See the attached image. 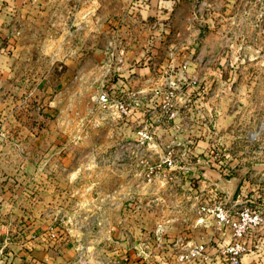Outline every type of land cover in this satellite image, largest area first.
<instances>
[{"label":"crops","instance_id":"1","mask_svg":"<svg viewBox=\"0 0 264 264\" xmlns=\"http://www.w3.org/2000/svg\"><path fill=\"white\" fill-rule=\"evenodd\" d=\"M4 1L0 5V29L3 33L11 34L14 33L10 31L15 14L13 12L18 11V6L21 4L16 3L17 0ZM167 2V0H148L138 4L141 6L140 10H144L148 17L155 15L156 12L160 14L159 30L153 32V35L149 34L145 39L150 44L151 52L143 57L142 62L137 63L139 57L132 54L127 56L126 52L120 51L119 62L112 65L110 63L112 56L109 58L108 53V55L105 52L97 53V68L92 70L102 71L103 75L108 71L113 73L117 71L114 78L106 79L102 83L105 89L121 91L118 93L128 91L134 97L143 96L140 102L137 99H130V106L136 110L132 111L130 118H118L115 121L118 127L114 130L112 138L114 144L118 145L98 149L99 154L111 158L112 161L109 164L111 168L107 167L108 170L104 168L106 164H103L102 172L106 174L92 176V173L86 172L91 168L84 162L39 163L35 160L32 162L31 156L43 153L44 148L40 146L42 140H47L51 134L35 131V126L28 128L30 131L25 130L24 124L27 123L25 118L16 121L22 125L17 131L6 130L5 134L0 131V264H30L31 260L45 257H48L52 263L59 264L74 255L78 239L83 240L90 249L102 247L108 256H117L124 264H174L177 253L194 244L204 243L205 255L188 264H218L216 251L218 247L228 242L229 233L217 229L211 219L200 221L202 215L197 212V206L202 200H209L214 192L225 200L227 194L242 189L244 183L248 186L249 178L252 176L250 172L243 174L244 167L235 159L226 163L215 158L218 151L214 149V143L210 146L213 148L203 152L209 144L207 137H211V134L206 136L208 131L199 124L211 123L212 130L210 128L209 132L216 135H212L213 139L217 140L216 145H224L222 137H227L228 143H232L233 139L245 135L233 134L230 127H228L229 132H226L228 130L226 129L221 133L215 118H197L200 112L197 104L199 98L196 100L195 96L199 92L194 93L192 90L190 97V94L184 91L190 90L186 87L189 80L184 74L193 71L191 67L186 66L188 61L184 62V56L194 57L201 28H196L194 23L189 24L185 31L177 34L176 42L170 43L169 28L163 23V19L167 17L165 16L167 11H164ZM15 38H17L14 43L16 50L0 54V105L10 108L31 103L33 113L35 108L38 109V117L32 118L37 123L41 119L39 108L41 92L44 89L40 80L42 58L37 52L19 50L20 37ZM184 47H188V50ZM74 58L75 56L62 60L60 57L64 65L57 66L51 64L50 56L47 60L44 59L46 65L43 69L49 71L63 69L62 74L69 72L68 75L77 73L80 83L74 82L75 84L72 85L71 82L62 81L59 87L61 91L65 89L68 92H79L78 90H83L81 88L83 82L89 78L87 64L91 61L88 52H81L80 56ZM213 73L217 74L215 69ZM195 77L193 76L196 80ZM77 83L78 88H76ZM171 83L176 85L175 101L171 99L166 104L163 102L161 107L167 109H160L164 116L157 118L153 105L159 98L154 99L153 92L169 90ZM47 89L50 91L52 88ZM69 102L71 98L68 104L73 106V102L72 104ZM134 102H138V105ZM49 105H52L51 102ZM171 107L176 108L177 111H173ZM143 109L146 110L147 117L142 116ZM170 113H173V116L170 117ZM5 115V118H11L12 113L6 110ZM71 119L65 118V121ZM241 119V123L244 124L252 119L257 125L256 132L264 133L261 130L264 118ZM233 123L234 121L230 125ZM144 128L150 132V140H154V146H150L149 141L134 146L135 141H141L138 131ZM103 137L108 138V135ZM13 139L20 142L16 147L12 145ZM193 140H197L196 145ZM222 148L227 149L226 146ZM50 151H53L52 148ZM58 151L79 155L86 150L77 146L67 148L64 145ZM201 153L208 154L209 157H202ZM168 154L174 155L177 159L174 170L169 169L163 162ZM223 164L228 166L232 164V167L230 166L232 173L227 177L220 169ZM98 167L100 170L101 165L98 164ZM249 169L261 171L260 169L263 168L255 163ZM237 170L240 172L233 175ZM89 183H95L97 187L109 188L106 191L117 189V195L112 200L108 212L113 227L110 240L104 239L107 232L96 233L89 229V232L83 234L66 236L54 245L47 246L37 239L32 241L30 249L22 246L21 234L24 237L28 231L35 233L41 222V209L45 204L60 202L72 205L78 204V200H86L85 212L89 214L93 208L92 202H89L90 195L81 191L77 196H73L77 185ZM216 186L227 194L216 191ZM250 190L252 191L253 188L248 189V195L252 196ZM261 202L264 203V197L261 198ZM127 235L133 244H136L135 249L128 247ZM258 250L246 253L242 264H264V258Z\"/></svg>","mask_w":264,"mask_h":264},{"label":"rangeland","instance_id":"2","mask_svg":"<svg viewBox=\"0 0 264 264\" xmlns=\"http://www.w3.org/2000/svg\"><path fill=\"white\" fill-rule=\"evenodd\" d=\"M167 1V8H164L167 17L163 19V23L169 28L170 43H175L177 34L185 31L189 24L194 23L196 28H201L194 57L184 56V62L188 61L186 66L193 69V71L189 69L190 73L184 74L189 80L186 87L190 89L184 91L190 94V97L192 90L194 93L199 92L195 96L196 100L199 98L197 104L200 112L197 118H215L221 133L230 127L233 134L245 135L233 139L232 143H228L227 137H222L226 151L219 143L216 145L217 140L212 137L216 135L209 132L211 123L199 124L209 132L206 136L211 134V137H207L209 144L203 152L213 148L210 146L214 143V149L218 151L217 156L213 155L215 158L226 163L235 159L244 167L243 174L251 173L248 186L244 183L243 188L235 191L232 197L240 196L244 200L243 204L264 215V203L261 202V198L264 197V133L256 132L257 125L252 119L245 124L241 123V118H264V0ZM3 2L5 1L0 0V5ZM145 2L148 0L16 1L21 6H18V11L13 12L15 14L10 31L14 33H3L0 29V54L15 51L14 43L17 41L15 37H20L19 50L37 52L42 58L40 80L44 89L41 92L39 108L41 119L37 123L36 120H32L38 117V109L35 108L33 113L31 103L30 106L19 105L10 108L0 105V131L4 134L6 130L17 131L22 125L16 121L25 118L27 121L24 124L25 130L30 131L35 126V131L50 133L51 137L47 140L43 139L40 145L44 148L43 153L31 156L32 162L33 160L39 163L84 162L91 168L86 172L92 173L94 177L106 174L102 172L103 164H106L104 168L107 170V167L111 168L109 165L112 162L111 158L99 154L98 149L118 145L114 144L112 138L114 130L118 127L115 121L118 118H130L132 111H136L130 106V99H137L140 102L143 96L134 97L128 91L118 93L121 91L105 89L102 83L106 79L114 78L117 71L115 70V73L108 71L106 77L102 71L92 69L97 68L98 52L109 54V58L112 56L110 62L112 65L119 62L120 51L126 52L127 56L132 54L139 57L137 63L142 62L143 57L151 52L150 44L145 39L149 34L153 35V32L159 30L160 14L156 12L153 13L155 15L148 17L138 5ZM26 4L27 6H24ZM184 48L188 50V47ZM81 52H88L91 61L87 64L89 78L83 82L81 87L83 90H78L79 92L59 90L60 82H71L74 85V82L80 83V79L77 73L62 74L63 69L53 71L43 69L46 65L44 59L47 60L50 56L51 64L57 66L63 64L60 57L62 60L74 56L77 58ZM214 69L217 74L213 73ZM193 76H196V80ZM192 86L196 87L192 88ZM48 87L52 89L48 91ZM169 91L177 90L169 87V90L153 92V98H159L153 105L157 118L164 116L160 109H167L161 107L163 102L166 104L171 99L175 101V97L170 98L168 95ZM102 95H105V101ZM70 98L69 103L73 102V106L68 104ZM118 100L124 101L128 110L126 114L116 111L114 105ZM50 102L52 105H49ZM145 109L142 116L147 117ZM6 110L12 113L11 118H5ZM172 110L177 111L176 108ZM65 118L72 119L66 122ZM233 121L234 123L230 125ZM229 129L226 132H229ZM261 130L264 131V125L261 126ZM102 135H108V138ZM196 141L194 145L197 144ZM12 142L13 147L20 143L16 142V139ZM137 143L143 144L135 141L134 146ZM154 144V140H149L150 146ZM64 145L67 148L81 147L86 151L79 155L59 153L58 150ZM50 148L53 151H50ZM88 149L92 150L89 152ZM54 151L57 152L52 154ZM201 155L205 158L209 157L208 154L201 153ZM255 163L263 169L250 171L249 167ZM98 164L101 165L100 170ZM238 172L240 170L233 175ZM247 187L253 188L252 191L250 190L252 196L248 195ZM246 242L249 245L247 253L259 249L258 253L264 258V225L252 230L246 236Z\"/></svg>","mask_w":264,"mask_h":264},{"label":"built area","instance_id":"3","mask_svg":"<svg viewBox=\"0 0 264 264\" xmlns=\"http://www.w3.org/2000/svg\"><path fill=\"white\" fill-rule=\"evenodd\" d=\"M170 87L175 88V84L171 83ZM170 98L174 97V91H169ZM105 101V95L101 96ZM138 105V102H134ZM116 111L120 114L127 113V108L124 101H117L114 105ZM131 109L129 108V111ZM115 111V112H116ZM173 113H170V117ZM141 137V143L148 142L151 139V134L147 128L138 131ZM176 157L168 154L163 162L169 169H173L176 166ZM160 168V166H158ZM225 174H230V166L222 169ZM95 184V183H94ZM92 183L80 184L74 190L73 196H77L79 192H85L90 195L89 202H92V211L87 214L86 200H78V204H68L55 202L51 204L43 205L40 213L41 222L38 224V228L35 233L30 231L26 232L24 237L21 234L22 246H26L27 249L32 247V241L39 240L45 243L47 246L54 245L66 236H72L73 234H83L91 230L96 233L107 232L105 240H110V232L112 226L108 217L110 212V206L112 200L117 195L116 190L112 189L106 191L101 187H97ZM72 196V197H73ZM74 198V197H73ZM102 203L99 204L98 202ZM246 201V200H245ZM244 200L236 195L229 202H225L217 192H214L213 196L208 200H202L197 206V212L202 217L200 219H211L217 229H223L228 231L229 240L227 243L218 247L216 251V257L218 264H242L243 256L249 251V245L246 242V236L255 228L264 225V215L260 211L253 210L246 206ZM123 218V217H121ZM120 218V219H121ZM44 226V228H40ZM41 229V230H40ZM23 231V229H21ZM78 239V238H77ZM126 240L129 241V248H136V244L130 240L127 235ZM206 246L204 243L194 244L187 247L185 250L177 253L174 264H188L196 258H200L205 255ZM143 254V252H141ZM30 264H54L48 257L40 260H31ZM59 264H124L117 256H108L104 249L88 246L83 240L78 239L75 245L74 255L62 263Z\"/></svg>","mask_w":264,"mask_h":264},{"label":"water","instance_id":"4","mask_svg":"<svg viewBox=\"0 0 264 264\" xmlns=\"http://www.w3.org/2000/svg\"><path fill=\"white\" fill-rule=\"evenodd\" d=\"M181 156H182V154L179 156V158H181ZM230 166L232 167V164H230ZM231 167H230V168H231ZM223 173H224V172H223ZM227 175H228V174H225V173H224V176L227 177ZM215 189H216V191H218V192H221V193L227 194L226 192H224L223 190H221V189L218 188L217 186H216ZM233 192H234V191H232L231 194H229V195L227 194V195H226V198H225V202H226V203L229 202V201L231 200Z\"/></svg>","mask_w":264,"mask_h":264},{"label":"flooded vegetation","instance_id":"5","mask_svg":"<svg viewBox=\"0 0 264 264\" xmlns=\"http://www.w3.org/2000/svg\"><path fill=\"white\" fill-rule=\"evenodd\" d=\"M225 167L227 168L228 165H227V164H223V166H222V165L220 166V169L222 170V169L225 168ZM222 171H223V170H222ZM229 173L231 174L232 172L230 171Z\"/></svg>","mask_w":264,"mask_h":264}]
</instances>
